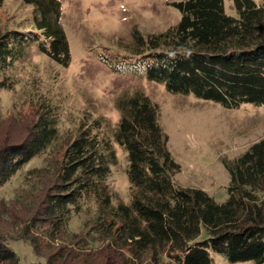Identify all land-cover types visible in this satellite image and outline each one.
<instances>
[{"label":"trees","instance_id":"obj_1","mask_svg":"<svg viewBox=\"0 0 264 264\" xmlns=\"http://www.w3.org/2000/svg\"><path fill=\"white\" fill-rule=\"evenodd\" d=\"M228 1L237 16L227 13L225 0H170L182 14L177 25L147 38L135 32L131 52L147 65V80L228 109L264 106V5ZM23 3L32 7V25L44 41L17 30L0 34V89L11 87L7 72L32 44L61 66L71 63L62 1ZM116 106L121 119L113 137L100 134V119L81 122L35 190L13 206L3 205L0 264H19L11 241L31 246L39 259L32 264H216L212 252L231 263L264 264V138L224 162L231 181L228 199L219 203L203 189L175 183L181 166L169 150L157 105L134 91L120 96ZM1 126L0 188L60 134L53 107L45 102L31 109L21 130ZM115 145L128 156V204L114 205L106 184L118 162ZM91 198L98 205L90 224L95 246L83 243L86 234H68L72 216Z\"/></svg>","mask_w":264,"mask_h":264},{"label":"rangeland","instance_id":"obj_2","mask_svg":"<svg viewBox=\"0 0 264 264\" xmlns=\"http://www.w3.org/2000/svg\"><path fill=\"white\" fill-rule=\"evenodd\" d=\"M61 1L63 27L72 55L70 65L57 64L32 44L7 72L11 87L0 89V123L5 126L2 129L21 130L31 109L45 102L53 107L59 138L0 188V211L20 202L47 177L51 162L81 122L90 124L100 119V134L113 137L121 119L116 101L124 93L134 91L143 92L159 109V123L169 137V150L181 166L175 183L203 189L219 203L226 202L231 179L224 162L236 159L264 138V106L244 104L228 109L194 95L170 93L164 85L147 80V65L131 52L135 32L147 38L177 25L182 14L170 0ZM225 1L227 13L237 16L232 4ZM256 1L264 5V0ZM32 11L23 0H6L0 7V34L17 30L35 33L44 41V36L32 25ZM115 148L118 162L111 166L106 184L114 205L128 204L132 199L128 156L121 146ZM97 208L96 200L91 198L82 212L72 216L69 238L86 234L85 245L97 244L90 235ZM9 244L18 255L19 264L39 261L29 244L23 241ZM212 257L216 264H255L231 263L215 252Z\"/></svg>","mask_w":264,"mask_h":264}]
</instances>
